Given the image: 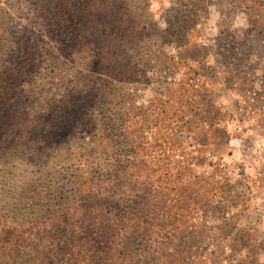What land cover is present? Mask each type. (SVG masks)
<instances>
[{
  "label": "rangeland",
  "instance_id": "rangeland-1",
  "mask_svg": "<svg viewBox=\"0 0 264 264\" xmlns=\"http://www.w3.org/2000/svg\"><path fill=\"white\" fill-rule=\"evenodd\" d=\"M97 1L123 6L129 15L117 24L121 30L112 48L115 58L132 65V60L146 62L126 77L131 81L111 87L122 120L140 123L142 114L148 116L144 128L148 127L150 139L166 142L170 152L163 164L172 173L182 170L188 194L195 197L200 190L208 201L193 199L186 217L197 223L196 238L203 253L210 264H264V0ZM93 2L95 6L96 0H78V7L89 10ZM44 3L0 0V64L4 58L10 60L2 53L14 50L22 31L35 29L45 60L39 81L46 89L52 87L44 93L60 98L82 80L88 72L85 64L96 51L89 45L75 58L70 38L66 41L61 33L56 41L49 38L36 17ZM186 3L197 14L178 29L179 11ZM110 24L90 19L81 32L102 44ZM184 87L191 88L190 94L197 91L194 105L181 93ZM98 130L93 127L82 140L90 142L92 134V140L102 137L103 129L99 134ZM84 144V160L98 158L104 151ZM31 151L11 150L0 156V216L4 218L20 215L15 213V197L20 190L25 194L28 183L43 175L44 168L32 164L36 155ZM218 179L227 180L230 189L214 193L210 182ZM28 207L17 209L21 217Z\"/></svg>",
  "mask_w": 264,
  "mask_h": 264
},
{
  "label": "trees",
  "instance_id": "trees-1",
  "mask_svg": "<svg viewBox=\"0 0 264 264\" xmlns=\"http://www.w3.org/2000/svg\"><path fill=\"white\" fill-rule=\"evenodd\" d=\"M187 3L179 11L178 29L197 14ZM95 6L88 10L79 8L78 0H45L36 10L49 38L56 41L61 33L71 39L75 58L84 47H95V57L85 64L88 72L60 98L44 93L52 87L39 81L45 60L35 29H24L14 50L2 53L11 58L0 64V156L31 148L32 164L44 169L25 194L20 190L15 197L16 215L28 205L27 215L0 216V264H210L196 238L197 223L186 219L193 199L208 201L200 190L189 195L182 170L172 173L163 164L170 152L166 142L150 139L144 128L149 117L142 114L140 123L122 120L111 91L146 63L132 60V65L112 53L121 30L117 24L129 15L123 6L97 0ZM90 19L111 22L104 43L82 35ZM183 90L193 105L198 102L197 91ZM93 127L102 137L82 140ZM84 143L103 149L102 155L82 159ZM210 183L216 194L230 189L227 180Z\"/></svg>",
  "mask_w": 264,
  "mask_h": 264
}]
</instances>
